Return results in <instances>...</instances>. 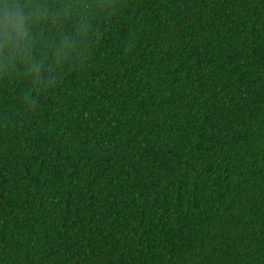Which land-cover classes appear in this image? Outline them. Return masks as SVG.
Returning <instances> with one entry per match:
<instances>
[{"label":"trees","instance_id":"trees-1","mask_svg":"<svg viewBox=\"0 0 264 264\" xmlns=\"http://www.w3.org/2000/svg\"><path fill=\"white\" fill-rule=\"evenodd\" d=\"M18 2L0 264H264V0Z\"/></svg>","mask_w":264,"mask_h":264},{"label":"clouds","instance_id":"clouds-1","mask_svg":"<svg viewBox=\"0 0 264 264\" xmlns=\"http://www.w3.org/2000/svg\"><path fill=\"white\" fill-rule=\"evenodd\" d=\"M32 17L27 4L21 5L18 0H0V52L7 51L9 58L29 59L32 39ZM68 42L64 48L70 47ZM64 48L59 49L57 56L66 54ZM39 70V64H33Z\"/></svg>","mask_w":264,"mask_h":264}]
</instances>
